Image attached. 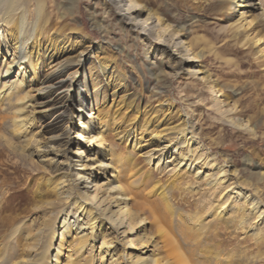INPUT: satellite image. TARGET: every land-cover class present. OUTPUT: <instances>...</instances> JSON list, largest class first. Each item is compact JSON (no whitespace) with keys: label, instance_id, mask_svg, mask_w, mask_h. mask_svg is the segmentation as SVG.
Instances as JSON below:
<instances>
[{"label":"rangeland","instance_id":"374dc122","mask_svg":"<svg viewBox=\"0 0 264 264\" xmlns=\"http://www.w3.org/2000/svg\"><path fill=\"white\" fill-rule=\"evenodd\" d=\"M257 1L259 7L243 0H142L199 54L191 61L204 70L198 73L184 70L174 52L131 27L110 0H41L43 14L36 11L38 0H29L33 61L24 57L23 68L12 65L13 76L33 87L31 99L44 103L30 111L29 127L41 134L21 150L5 117L10 113L0 106V264L53 263L47 255L54 256L58 244L54 228L60 231L74 208L63 200L47 202L54 196L45 187L57 177L34 149L54 134L52 147L65 161L62 135L76 139L79 121L90 123L86 113L99 117L108 162L125 170V182H137L138 193L127 204H146L135 232L151 235L144 255H165L169 234L181 249L194 251L198 264H264V0ZM0 51L8 57L1 44ZM206 73L222 94H213L201 78ZM184 119L196 130L188 144L177 126L162 128ZM75 146L69 145V155ZM217 164L224 179L214 183ZM105 232L120 252L128 245L132 254L139 252L112 228ZM63 235L57 264L107 263L99 233L81 252L74 230ZM68 252L73 255L66 261Z\"/></svg>","mask_w":264,"mask_h":264},{"label":"bare ground","instance_id":"6f19581e","mask_svg":"<svg viewBox=\"0 0 264 264\" xmlns=\"http://www.w3.org/2000/svg\"><path fill=\"white\" fill-rule=\"evenodd\" d=\"M110 1L118 8L121 18H125L129 25L138 29V32L146 39L154 38L160 45H164L165 48L169 49L171 53L174 52L173 56L176 58L177 65H183L184 70L198 73L204 72L203 69L195 67L191 63V61L200 59L199 54L194 52L192 47L187 44V41L181 35L182 33L177 28L172 27L171 23H164L159 16L155 15L152 8L144 6L142 0ZM243 1L245 2L244 5L251 7H259L260 3L257 0ZM28 2L29 0H0V44L4 46L5 54L10 58L4 57L2 59L1 55L3 52L0 53V106L9 111L10 114L7 113L4 116L10 120L11 131L13 135L20 139L19 148L23 151L30 149L33 141H36V138L41 134L40 130L29 127L30 111L36 110L38 106L44 104L43 101L31 99L30 92L33 87H31L29 82L23 81L18 76H13V61L16 64L20 63L19 68L24 67L21 65V62H23L20 61L21 58L25 57L30 62L33 61L32 51L28 49L27 45L33 33H31L33 25L31 23L28 25L26 22ZM235 4L231 12L237 11ZM37 5V8L35 7L37 13H42L41 10L44 8L41 6V0H38ZM124 5L127 6L125 7ZM17 52L18 54H16ZM201 78L210 81V87L214 95L222 94L217 89L215 79L209 73L201 75ZM79 108L82 111L81 114L86 111L83 104ZM87 116L90 123L85 118L79 121L80 127L77 129L76 139H70L69 134L62 135L64 136L62 137L63 141L68 144L63 152L65 161L57 158L59 150L57 151L52 147L50 139L56 137L54 134L46 136L45 143L38 145L34 149L42 160L44 162L47 161L46 163L52 167L53 173L57 177L51 189L48 186V188L45 187V192L54 196L47 202L57 203L63 200L73 204L72 207L74 208V211L70 209L63 217L60 231L54 228L51 238L58 235L59 239L57 246L52 248V250L56 249L54 256L51 253L47 255L48 257L50 255V257H53L51 260L53 261L52 264L58 263V258L56 257H59L61 253L63 234L69 229L75 231V235L72 236L75 238L74 244L80 252L87 244L88 239L90 238L93 242L99 233L101 235L99 250L101 260L103 261L105 254H108L109 257L106 264H198L199 262L194 257V251L192 249H181L179 244L169 234L165 238L167 246L165 255L160 256L157 254L151 259L147 254L144 255L150 250L151 235L148 233L147 235L141 234V236H137L135 232L139 225L143 223L141 213L146 204L138 201L139 205L135 209L127 204L128 199L131 197L130 195L138 193L137 182L134 179L125 182V176L122 174V172L125 173V170L114 167L111 162H108L110 152L106 149H109V146L105 144L103 130L99 128L100 126L95 121L99 117L91 113H86ZM186 119L183 122L178 121L176 124H169L162 128L172 129L173 126H177L178 137H182L181 142L183 144L186 142L188 144L190 140L194 142L196 130L190 121ZM8 139L9 142L14 144L10 137ZM71 143L76 144V146L72 149V154L69 155L68 149ZM95 146L100 149L98 153L95 151ZM189 149L191 148L189 147ZM183 156L180 159L186 158V155ZM73 161H76L77 164L74 170ZM56 162L62 164V166H58ZM189 164V167H191V162ZM117 165L119 166L118 163ZM97 171L103 172L100 179L94 177ZM199 171L200 169L197 170V172ZM216 172L220 175L218 179H214V183L224 179L221 178L222 174H224L221 164H217ZM250 202L254 210L259 205L254 199ZM239 209H241V206ZM107 223L108 226H105ZM107 227L112 228L114 236L116 235L119 240L128 239L129 244L139 248V252L132 254V250L127 248L129 245H126V247L125 244L123 247H126V249L120 252L112 244L111 238L107 237L105 232ZM200 237L201 235L194 236L199 241ZM71 255L73 254L68 252L66 261ZM121 255H123V259H121ZM126 256H129V258L125 260L124 257ZM79 264L82 263L80 262Z\"/></svg>","mask_w":264,"mask_h":264}]
</instances>
